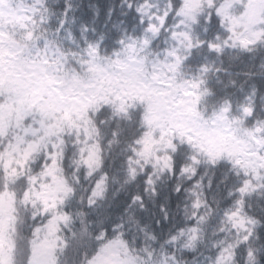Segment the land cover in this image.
<instances>
[{
    "label": "snow or ice",
    "instance_id": "1",
    "mask_svg": "<svg viewBox=\"0 0 264 264\" xmlns=\"http://www.w3.org/2000/svg\"><path fill=\"white\" fill-rule=\"evenodd\" d=\"M0 264H264V0H0Z\"/></svg>",
    "mask_w": 264,
    "mask_h": 264
}]
</instances>
